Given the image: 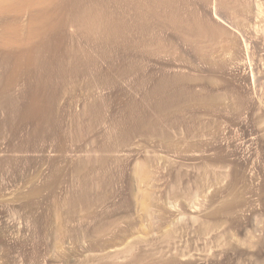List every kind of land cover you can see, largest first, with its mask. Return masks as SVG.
I'll return each mask as SVG.
<instances>
[{"label":"rangeland","instance_id":"obj_1","mask_svg":"<svg viewBox=\"0 0 264 264\" xmlns=\"http://www.w3.org/2000/svg\"><path fill=\"white\" fill-rule=\"evenodd\" d=\"M107 1L149 30L37 71L4 44L35 7L0 0V264H264L263 33L219 6L189 43L170 0Z\"/></svg>","mask_w":264,"mask_h":264},{"label":"bare ground","instance_id":"obj_2","mask_svg":"<svg viewBox=\"0 0 264 264\" xmlns=\"http://www.w3.org/2000/svg\"><path fill=\"white\" fill-rule=\"evenodd\" d=\"M122 1L121 0L118 1L119 5L121 4L124 5V2L122 3ZM138 1L141 2L140 0ZM167 1L169 3V0ZM200 1H202V3L204 1L205 3V0H199V2ZM211 1H212V5L210 4ZM250 1H252L253 7L251 6ZM27 2L31 4V5L29 4V8L30 7L31 8L35 7V8L32 10L31 9L29 10L28 8L29 12L26 11L27 12L26 14L24 12V10L26 9H20L16 12L15 18L12 19L14 23L11 21L10 25L14 24L16 26L17 24L21 23L20 25L21 27L19 25H17V27L19 26V28H23V29H20L19 31L18 28V32H17L13 30L14 28H12V30L14 31L13 36L10 37L8 40H6V43L4 44L8 48V50L15 52H17V50H19L20 47H26L28 49L27 54L29 55L30 53L31 59L35 61H39L38 63H34L33 65L31 64L32 66L31 70L34 69L39 71V69L42 70L51 69L49 66L46 65L47 63L45 64L44 62L45 61L47 62V60L49 59L57 60L58 54L60 53V45H62L61 43H63V41H84L85 43L95 45L96 47L98 45H101L100 48H102L106 52L109 51L110 46L113 47V45L115 44L113 41H117V40L119 41L120 39L122 40V42L120 41L121 45L123 44V42L125 43L133 42L136 39L135 37L130 36V33L133 32V30L146 32L150 28V26L143 25L139 21L130 23L127 17H125L124 15L119 13L117 14L111 11L110 9L111 5H109L110 2L107 0L103 2L101 1L102 5L103 3H105V5L102 6L104 7V9L101 10L99 13L97 12V10H95L96 9L95 7L99 6L98 0H74L67 7L64 5L62 6L58 0H27ZM152 2L150 4L151 5L155 4V7H162L164 4L162 3L161 0L154 1L153 4ZM180 2L181 0H170L172 6H170L169 9L172 10H170L171 12L169 13L170 15L169 28L170 31L172 30L171 32L172 37L175 39L181 38L183 41L185 40L186 42L194 43V44H201L205 40V38L214 39L218 35V29H219V26L216 25V23L214 22L215 21L223 22L216 12L219 6L222 9L225 8L226 10L230 11V13H232L234 18L237 17L239 18V16H245L249 19V21L250 19H253L256 22L255 30L258 32H262L264 35V0H210L209 4L212 7L211 15L208 14L210 13L208 9L207 10L205 9L206 11H209L208 13L206 12L207 14L204 12V10L200 9L204 12L203 15L204 17L202 16V14L200 15L198 14L197 16L196 14H194L195 12L192 14L187 13V15H189L190 20L185 18L184 15L185 12L184 13L181 12L184 8L182 7V5L180 6ZM141 3L135 5L133 3V5L135 6L134 8L136 7L139 8L141 6ZM187 3L189 2L183 0L182 4L185 6V8L187 6H190L189 4L187 5ZM41 4L43 5L41 6ZM206 5L209 6L208 3ZM203 6L205 7V5ZM126 7H128V5ZM180 7H182L183 9L181 10ZM190 11H186V12H190ZM252 11L254 12V16L253 13H251ZM70 12L72 13L74 12L75 14H77V16L72 19L69 14ZM139 15L141 14H138V16ZM25 16L26 18L24 19ZM138 16L137 18H139ZM210 16L212 17L213 20H215L214 22L211 18L209 19ZM143 37L142 39H145ZM59 41H61V43H59ZM231 44H233V41ZM13 45H16L15 47L18 48L15 47L13 48ZM92 45L91 47L85 48V51L92 53L93 50H95L92 47ZM115 47H117L118 49V45ZM65 48H64V52L66 55L68 50L66 52ZM61 52L62 54H64L63 50H61ZM91 56H93V54ZM56 64L57 61H55V65ZM50 66H52L53 69L54 64ZM52 69L50 71H52Z\"/></svg>","mask_w":264,"mask_h":264}]
</instances>
